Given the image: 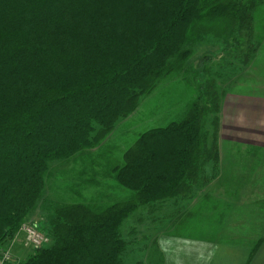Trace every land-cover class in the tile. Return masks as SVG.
<instances>
[{"label": "trees", "instance_id": "1", "mask_svg": "<svg viewBox=\"0 0 264 264\" xmlns=\"http://www.w3.org/2000/svg\"><path fill=\"white\" fill-rule=\"evenodd\" d=\"M263 1L0 0V251L39 206L48 164L93 146V124L108 131L132 112L169 60L184 58L195 21L251 29ZM202 97L124 151L113 177L133 197L102 207L56 202L40 229L47 245L8 263L123 264L125 217L189 196L198 176L204 183L217 170L216 115L210 144L203 132L207 113L218 114L216 95L211 104Z\"/></svg>", "mask_w": 264, "mask_h": 264}, {"label": "rangeland", "instance_id": "2", "mask_svg": "<svg viewBox=\"0 0 264 264\" xmlns=\"http://www.w3.org/2000/svg\"><path fill=\"white\" fill-rule=\"evenodd\" d=\"M251 17V29L243 28L240 32L231 29L222 19L195 21L190 28L189 39L183 45L187 51L184 58L169 60L161 76L155 79L152 90L138 97L132 112L119 117L108 131L97 133L99 126L93 124L92 135H96L93 146L48 164L39 206L27 221L35 222L39 229L45 230L47 210L56 202H83L102 207L133 197L132 191L116 182L113 167L123 163L124 151L141 132L180 120L198 94L203 95V102L209 104L213 95H216L218 114L207 113L203 122V132L207 134V143L210 144L215 130L212 120L215 115L219 117L222 100L227 94L264 93V1L254 6ZM218 139L217 136V170L204 183L198 176L191 194L187 197L179 196L185 203L184 208L188 205L186 200L191 197H200L204 205L210 202L207 199L218 190L215 180L220 179L219 164L264 165V155L258 157L246 154L241 146L230 147L227 144V147H221ZM155 205L159 213L169 212L173 208L167 202L142 205L123 220L120 232L127 243V251L122 255L124 261L125 258H135L140 249L143 250L148 244L145 238L154 228L151 215L148 214L155 210ZM165 222L169 223V220ZM22 238L23 234L16 232L12 238L7 239L2 249H9L13 256L22 250L29 253L31 247H24ZM146 252L147 246L144 255Z\"/></svg>", "mask_w": 264, "mask_h": 264}, {"label": "crops", "instance_id": "3", "mask_svg": "<svg viewBox=\"0 0 264 264\" xmlns=\"http://www.w3.org/2000/svg\"><path fill=\"white\" fill-rule=\"evenodd\" d=\"M221 105L218 145L241 146L246 154L264 155V93L227 94ZM262 171L263 163L219 164L220 179L215 180L218 190L207 199V205L200 197L186 200L187 208L179 197L159 201L171 203L172 210L159 213L158 206L153 207L155 210L148 214L154 227L145 238L148 244L136 259L125 258L123 264H173L176 258L194 264L196 249L211 253L210 264H264Z\"/></svg>", "mask_w": 264, "mask_h": 264}, {"label": "built area", "instance_id": "4", "mask_svg": "<svg viewBox=\"0 0 264 264\" xmlns=\"http://www.w3.org/2000/svg\"><path fill=\"white\" fill-rule=\"evenodd\" d=\"M22 233V245L24 247H41L48 243L49 238L37 226L35 222L24 221L17 233ZM11 252L9 249H1L0 251V264H8L11 260Z\"/></svg>", "mask_w": 264, "mask_h": 264}, {"label": "clouds", "instance_id": "5", "mask_svg": "<svg viewBox=\"0 0 264 264\" xmlns=\"http://www.w3.org/2000/svg\"><path fill=\"white\" fill-rule=\"evenodd\" d=\"M189 255H191V253H189ZM210 255L211 253L205 254L204 251L196 249L194 264H210ZM173 264H185V261L183 259L176 258L174 259Z\"/></svg>", "mask_w": 264, "mask_h": 264}]
</instances>
